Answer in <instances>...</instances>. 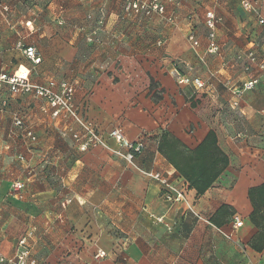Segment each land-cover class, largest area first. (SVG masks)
<instances>
[{"label":"crops","instance_id":"crops-1","mask_svg":"<svg viewBox=\"0 0 264 264\" xmlns=\"http://www.w3.org/2000/svg\"><path fill=\"white\" fill-rule=\"evenodd\" d=\"M124 1L0 0L9 8L0 72L24 68L33 83H74L79 120L102 141H89L73 118L51 116L42 98L0 87V264H17L21 250L35 264H264V247H251L257 228L248 198L264 181V75L234 93L253 75L238 54L252 49L264 59V0H245L257 13L244 0L166 2L173 22L126 14ZM208 9L221 17L215 53L206 51ZM20 46H34L40 61L33 64ZM174 69L189 81L178 82ZM14 116L36 142L14 126ZM115 128L144 143L134 161L109 136ZM209 130L228 165L196 195L157 143L167 133L192 150ZM140 169L167 173L187 204L167 200ZM15 180L25 183L21 199L10 193ZM221 205L232 215L216 226L210 218ZM235 217L242 224L233 229ZM98 250L105 256L96 257Z\"/></svg>","mask_w":264,"mask_h":264},{"label":"built area","instance_id":"built-area-1","mask_svg":"<svg viewBox=\"0 0 264 264\" xmlns=\"http://www.w3.org/2000/svg\"><path fill=\"white\" fill-rule=\"evenodd\" d=\"M174 0H125L123 5V10L126 14H133L135 16H142L146 18L161 17L168 22L174 21V15L172 13H166V2H173ZM243 8L251 10L257 13V10L248 1L242 2ZM9 8L5 4H0V28L2 24V19L8 12ZM259 23L264 24V19L259 18ZM221 22V17L217 16L216 13L208 9L204 13L203 23L206 28V38L208 40V46L206 51L208 53L217 52V45L213 42L215 38V31L217 25ZM30 22H26L29 25ZM188 42L192 47H197L199 41L192 31H189L186 36ZM162 40H158L157 44H162ZM24 55L33 63L37 64L40 61V57L36 52L34 46H20ZM237 58L242 61V69L250 74H253L247 81L243 82L241 87L234 91L236 95H240L244 91L251 90L258 83L261 75H264V59L260 58L254 50H247L243 53L238 54ZM174 74L176 75L178 82H188L189 79L181 75L177 69H174ZM30 72L28 69L18 68L11 73L0 72V87L5 84L7 85L11 93H31L33 96L42 98L48 105L51 116L64 118H73L75 121L80 123L86 132L87 139L94 142H102L101 139L90 129H88L83 122L79 120L76 112V106L74 104V83L69 81H58L53 79L47 80L44 83H33L29 79ZM198 87H201L203 83L197 78L192 80ZM83 123V124H82ZM13 124L15 127L23 130L24 137L30 143L37 141L35 134L29 129L24 127L23 120L19 116H14ZM109 136L114 138L118 143L122 144L127 149V154L125 158L128 161H133V155L129 151H140L143 148V142L141 140L129 141L124 138L121 131L117 128L112 129ZM74 137H78L74 134ZM82 147L84 144L81 145ZM141 170V169H140ZM149 178L155 180L160 184L162 190L165 192V198L170 201H183L186 203L185 191L182 186L176 184L172 181L168 174L160 171H144L141 170ZM25 187L24 181L15 180L11 184V194L21 199L23 198V190ZM187 204V203H186ZM189 210H192L188 206ZM242 224L239 217H235L232 228L236 229ZM20 244L24 243V240L19 241ZM105 256V252L98 250L96 257ZM6 262L3 256H0V263ZM17 264H35L33 259L29 258L27 250H21L16 257Z\"/></svg>","mask_w":264,"mask_h":264},{"label":"trees","instance_id":"trees-1","mask_svg":"<svg viewBox=\"0 0 264 264\" xmlns=\"http://www.w3.org/2000/svg\"><path fill=\"white\" fill-rule=\"evenodd\" d=\"M150 91L155 87L150 80ZM154 100L160 99V94L152 93ZM140 151H129L135 156ZM157 150L166 158L177 172L183 177L189 188L195 190L196 195L203 194L216 181L218 176L228 165L227 155L219 148L216 134L209 130L201 142L192 150L184 149L182 143L167 133H162L158 139ZM248 198L252 204L250 220L257 228L251 240V247L261 251L264 247V181L248 190ZM232 212L226 205H221L211 216L210 222L216 226L222 224Z\"/></svg>","mask_w":264,"mask_h":264}]
</instances>
